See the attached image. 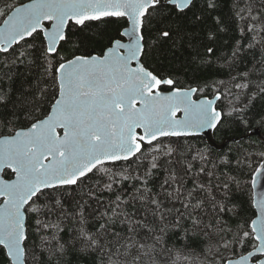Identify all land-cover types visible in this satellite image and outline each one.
<instances>
[{"label":"snow or ice","instance_id":"snow-or-ice-1","mask_svg":"<svg viewBox=\"0 0 264 264\" xmlns=\"http://www.w3.org/2000/svg\"><path fill=\"white\" fill-rule=\"evenodd\" d=\"M193 6L2 0L0 251L7 264H67L73 251L94 255L95 264H264V151L233 161L187 139L223 127L226 117L247 130L245 114L264 96V0H233L240 36L229 52L217 55L216 33H208L202 62L222 60L228 79L182 86L145 63L178 33L161 27L152 39L148 32L152 21L163 25ZM217 7L206 0L209 11ZM113 21L124 23L103 49L81 50L94 22ZM248 56L251 67L241 68ZM234 191L247 194L250 215Z\"/></svg>","mask_w":264,"mask_h":264},{"label":"trees","instance_id":"trees-1","mask_svg":"<svg viewBox=\"0 0 264 264\" xmlns=\"http://www.w3.org/2000/svg\"><path fill=\"white\" fill-rule=\"evenodd\" d=\"M24 1L26 0H18V2ZM216 3L218 7L209 11L206 8V0H194V6L185 15L165 17L163 25L155 20L152 21L151 30L148 32V36L152 39H156L161 27L167 28L168 26H171L178 36L173 40H162L154 46L148 53L145 63L160 72L175 76L183 82L182 86L188 84L195 86L206 81L227 80L228 69L223 66L222 60L212 64L202 62L209 43L207 38L209 31L216 33V39L212 46L216 48L217 55L229 52L240 36L233 12V0H216ZM256 3L259 5V0H256ZM216 17L222 21L221 27L225 29L224 31H216L218 27ZM123 23V21L119 23L113 21L108 24L94 22V27L84 34V44L81 50L99 52L108 43V37L114 34L115 29ZM251 59V56H248L246 65H241V68L245 66L250 68L251 63L248 61ZM20 72H24V69L21 68ZM253 79L255 80L256 77L254 76ZM21 80L22 77H17L15 84L12 85L13 89L19 87ZM245 115L249 121L247 130L238 122L233 123V117H226L227 122L223 127L217 126L214 136L218 144H224L222 148L209 145L202 135L198 138L189 137L187 139L201 151H210L213 157L228 155L235 161L236 158L243 157L244 151H247L251 153L249 158L256 160L258 159L257 154L264 151V142L257 134H249V132L255 127H260V131L264 135V96H257ZM5 131L0 130V135L5 134ZM247 172L248 169H244V179H248ZM232 200L243 206L246 214H251L246 193L234 191ZM71 227L72 225H68L69 229ZM69 234L65 233L66 236ZM95 262L94 255H85L75 251L70 252L67 257V264H95ZM0 264H7V259L2 251H0Z\"/></svg>","mask_w":264,"mask_h":264},{"label":"water","instance_id":"water-1","mask_svg":"<svg viewBox=\"0 0 264 264\" xmlns=\"http://www.w3.org/2000/svg\"><path fill=\"white\" fill-rule=\"evenodd\" d=\"M24 2H27V0ZM214 131H215V129H212V130L207 131L206 133H203L201 135L206 138V141L209 145H211L215 148H222L224 146V144H218L217 143L215 136H214ZM249 134H257L261 138V140L264 142V135L261 133L260 127H255L253 129H251Z\"/></svg>","mask_w":264,"mask_h":264}]
</instances>
